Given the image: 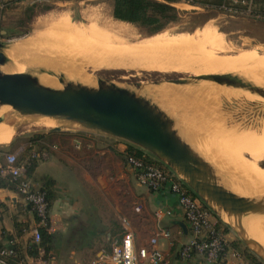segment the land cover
I'll return each mask as SVG.
<instances>
[{"label":"rangeland","instance_id":"1","mask_svg":"<svg viewBox=\"0 0 264 264\" xmlns=\"http://www.w3.org/2000/svg\"><path fill=\"white\" fill-rule=\"evenodd\" d=\"M0 5L2 6L0 43L2 53L8 60L6 64L0 66L1 72L28 73L36 77L44 86L46 85L44 82L47 81L57 83L58 76L88 86L95 85L96 79L109 80L158 104L176 121L175 127L179 129L180 135L214 167L230 169L231 164H227V161L248 160L247 154L250 153L259 156L252 170H264V103H256L247 98L248 95H255L264 102V98L261 97L264 96V23L261 20L230 15L210 7L179 3L175 5L178 11L177 19L166 23L159 32L151 34L146 28L116 20L112 15L113 0H0ZM62 21H69V24L66 23L64 27ZM107 25L128 30L132 36L120 37L118 40L131 45L155 35L165 41H173L179 36L181 39L185 37L188 45L175 47V50L189 51L197 56L207 55L215 63L195 65L189 70L187 66L182 67V70H174L168 67V62L164 58L156 60L149 55H143L142 52H134L133 56L130 53L133 58L127 57L132 61L135 59L133 62L140 61L132 64L133 62H129L125 56L126 53L128 54L126 50L124 55H120L124 52L122 50L117 54L118 52H115L118 51L117 49L108 52V56L111 52L119 55L116 57L117 60L114 54H111L114 55L113 57L107 56V58L105 55L102 56L104 58L100 57L102 52L105 53L104 51L97 53L99 54L97 56L92 50L98 49H90L93 44L92 46L87 44V47L89 45L90 47L84 51L80 45L83 42L87 43L85 40L80 41L82 42L78 46L80 52L75 50L77 45L74 47L73 44L77 43L78 31L81 32L82 27L95 26L104 30L105 26L107 29ZM205 25L210 29L205 28ZM75 28H78V31ZM68 30L71 32L68 33ZM214 32L220 34V46L202 44L203 40L205 43L208 36H212ZM63 33L68 34V39L62 37ZM204 33L210 35L205 36ZM29 43H32V47L34 43V48L38 46L40 49L32 48V51L22 53L20 56L15 52L26 48ZM88 54H96L97 57L91 55L92 58ZM120 56L124 57L120 59ZM99 57L102 58V62ZM180 58L177 60L179 61ZM25 60L35 63L32 65L35 68L30 71L20 70V63ZM119 61L126 67H122V64L120 67V64H117ZM219 61L223 62L219 63ZM131 64L138 67L132 66L135 67L132 68ZM157 66L161 67L158 69ZM228 74L240 78L250 88L258 90V93L251 94L247 88L241 91L215 82L212 84L209 81L187 88H180L182 85L167 81ZM161 85L175 89L160 88ZM188 88L190 93H187ZM179 89H184L183 94L173 93H178ZM150 90L151 92L153 90V93L159 90V93L150 96ZM165 91L172 93L165 94ZM209 118L210 121L218 120L209 122L210 127L206 122ZM0 119H2L0 131L2 124H9L12 127V140L9 144L0 146V152L7 150L6 146L11 148L9 153L26 148V141L34 135L47 136L46 144L56 147L52 158H62L60 159L62 166L71 176L66 180L70 191L75 194L83 207L92 208L101 229L106 228L104 234L100 236L101 245L106 251H112L127 231L134 234L136 249L140 248L139 242L153 227L154 221L151 218L153 211L150 209L148 190L136 183L125 169L123 157L119 155L124 142L99 133L81 130L74 123L69 124V121L67 123L63 119H60L66 123L63 126L55 130L44 129L34 122L42 121L45 117L22 116L8 106H0ZM216 122L218 123L215 125ZM222 172L241 179L239 175L224 170ZM180 180L184 182L183 178ZM211 219L212 221L217 219L227 226L228 240L235 239L237 248L243 252L247 250L232 230V224L225 225L217 216ZM105 234L111 235L110 242L106 240ZM250 234L248 235L250 238L254 237ZM249 254L253 255L251 252Z\"/></svg>","mask_w":264,"mask_h":264},{"label":"water","instance_id":"2","mask_svg":"<svg viewBox=\"0 0 264 264\" xmlns=\"http://www.w3.org/2000/svg\"><path fill=\"white\" fill-rule=\"evenodd\" d=\"M7 61L0 43V66ZM56 80L61 88L44 86L28 73L0 71V106H9L22 116L61 118L81 130L145 151L174 174L179 171L197 176L226 199L238 230V240L264 264V247L248 236L243 224L246 217L264 215V198L257 200L228 190L214 166L180 135L176 121L158 104L109 80L96 79L95 86L64 76ZM205 80L227 86H248L231 74L209 76ZM183 184L208 208L188 183Z\"/></svg>","mask_w":264,"mask_h":264},{"label":"crops","instance_id":"3","mask_svg":"<svg viewBox=\"0 0 264 264\" xmlns=\"http://www.w3.org/2000/svg\"><path fill=\"white\" fill-rule=\"evenodd\" d=\"M253 2L256 10L264 12V0H253ZM11 140L12 135L8 141L0 142V146L9 144ZM26 143V148L13 152L19 159H23L32 149H27L29 145L27 141ZM6 147L7 150L0 152V166L4 164V155L11 149L10 146ZM45 149H50V157L46 161L36 163L30 179L36 187H39L41 177L48 176L54 181L53 198L48 207L52 227L51 232L48 233L51 235L50 264H109L111 251H106L100 242V236L104 234L106 228L101 229L92 208L83 207L75 194L70 191L66 180L71 176L67 170H64L60 161L62 158H52L56 147L46 144ZM0 178L5 179V177ZM147 190L154 223L149 234L139 242L140 248L149 247V241L154 238L156 247L163 253V264H207L200 256H195L193 260L184 263L178 260V252L191 238V232L179 210L176 197L167 189L158 192ZM216 220L213 219V222L215 223ZM35 225V216L29 205L14 188L0 187V248L9 249L17 246L18 256H21L6 261L7 264H27L31 258H34L28 257L26 250L37 245L32 241L30 233ZM163 230L169 233L165 238L159 236ZM224 236L230 249H239L235 246V239L228 240L229 232ZM105 238L110 242L111 235L105 234ZM38 256H44L43 249H39ZM219 264H240V262L228 251Z\"/></svg>","mask_w":264,"mask_h":264},{"label":"built area","instance_id":"4","mask_svg":"<svg viewBox=\"0 0 264 264\" xmlns=\"http://www.w3.org/2000/svg\"><path fill=\"white\" fill-rule=\"evenodd\" d=\"M202 0H181L192 6H205L218 9L224 13L244 18H252L264 21V16L259 15L254 7L253 0H221V4L200 5ZM177 3V4H179ZM176 5V4H175ZM2 6L0 5V10ZM77 147V146H76ZM123 144L121 152L125 151ZM141 158L125 154L124 165L127 171L135 179L139 186L158 192L167 189L176 197L179 210L191 232V238L181 246L178 252V260L189 262L195 256L202 257L207 264H219L228 251L240 264H252L240 249H230L224 234L217 230L212 221V213L198 198L189 195L182 187L183 183L172 171L167 172L160 167V162L145 151L140 150ZM50 157V149L32 148L23 159H19L14 153L4 155V164L0 166V177L9 178L14 184V190L29 205L32 213L38 219L31 229L32 241L36 244L40 241L39 229L43 228L47 233L51 232L48 216L49 203L44 191L27 176L26 169L34 162L46 161ZM168 231L163 230L159 236L167 237ZM149 247L136 249L134 234L127 231L121 241L112 248L108 258L109 264H163L162 251L156 247V239L149 241ZM13 248H0V264H7V259L14 256ZM51 258L38 256L31 258L27 264H50Z\"/></svg>","mask_w":264,"mask_h":264},{"label":"bare ground","instance_id":"5","mask_svg":"<svg viewBox=\"0 0 264 264\" xmlns=\"http://www.w3.org/2000/svg\"><path fill=\"white\" fill-rule=\"evenodd\" d=\"M68 22L69 21L63 22L64 23V27H65L66 23H68ZM206 25L208 26L209 23H207ZM207 26L205 28L208 29L209 27H207ZM82 28L83 29H80L81 32L83 30L82 33L80 31H78V28L77 29L75 28V30H77L78 33H79V37H77L78 39L76 41H77V43H79L80 41H84L85 40L87 43L80 42L79 44H77V43L74 42L75 44H73V46L75 47V45H77L76 48H78V50L75 48V50L77 52H80L78 46L81 43L82 44L80 45V47H82L84 51L87 50L88 47H90V45L87 47V44H91V46L93 44V46L90 49H92V48L98 49L97 51L96 50H92L93 53L95 52L97 54L100 51H104L105 53H103V52L101 53L100 52L102 55L99 53L100 54V57H102L104 55H105V57H107L108 56V52L109 51H114V49H117L118 50V51H115L116 53L118 52L117 54H120L121 53V50H122V52L124 50H126L128 52V54H129L128 55L126 53L125 54L126 57L127 56L130 57L134 52H137V53L138 52H140V53L142 52L143 55H145V56L146 55H149V56L155 58L156 60H160V59L164 58V60H167V62H168V67L170 69H174V70H182L181 68L182 67H185V66H187V68L189 70L190 67L195 66V65H204V64L215 63V61H213L207 55L197 56V55H194L192 52H189V51H185V50H175V47H182V46H187L188 45L187 40H186L185 37H182V39H181V36H179L178 39H175L173 41H170V40L165 41L160 36H156L155 35V37L153 36V37H151L149 39L147 38L146 40L143 39V41L138 40L135 44L131 45V44H128V43H126V42H124L122 40L121 41L118 40V38L120 39V37L132 36L130 34V32L128 30H126V29H123V28L121 29V28H119L117 26H113V25L112 26L107 25V29H105L106 28V26H105L104 30L103 29L102 30L101 29H97L95 26H90V27L87 26V28L86 27H82ZM205 28L203 27V29H205ZM205 31H203V32H205ZM66 32H67V30H66ZM69 32H71V31L68 30V33ZM66 34L67 33H63L62 34V37L63 38L66 37L67 38L68 34L67 35ZM206 34L210 35L209 33H206ZM206 34L204 33L205 36H206ZM208 37H209L208 40H206L205 43H204V40H203V43L202 44H209V45L214 46V47L220 46V34L217 35V33L214 32L212 34V36H208ZM122 39H124V38H122ZM124 40L126 41V39H124ZM31 44L29 43L26 48L24 47V49L15 50V52L16 53H19V56H20L22 53L32 51V48L33 49H40V47H38V46L36 48H34V43H33V47L31 46ZM114 47H118L119 49L118 48H114ZM115 52L114 53H112V52L109 53V56L108 57H110L111 54L116 55ZM86 53H90V52H86ZM124 53H125V51L123 53H121L120 55H124ZM130 53H131V55H130ZM96 54H94V55L91 54V55H93L95 57L99 56V54H97V56H96ZM88 55H86V56L88 57ZM91 55H89V56L92 57ZM114 55H112L111 57H113ZM117 56H119V55L114 56L115 59H116ZM121 57H124V56H120L119 58L122 59ZM126 57L124 59L125 61L128 58V57L127 58ZM30 58L32 59V57H30ZM102 58H104V57H102ZM102 58H100V61H101ZM179 58H180V60L178 61L177 59H179ZM79 59H81V58H79ZM109 59H108V61H109ZM137 59H138V57H137ZM22 60H24V59H22ZM127 60H129V62L131 61V63L133 61H135V59L132 61L131 58L130 59L128 58ZM34 61L36 62V60H34ZM120 61L117 64H120V67H121V64L122 63H120ZM138 61H140V60H138ZM138 61H136V62H138ZM129 62L127 61L128 67L130 65V64H128ZM136 62H133L132 64H134V63L137 64ZM220 62H223V61H219V63ZM16 64H17V62H16ZM33 64H35V63H32L31 61H28V60L27 61L26 60L25 61H22V63H20V65H21L20 66V70L21 69H23V70L24 69L25 70L27 69V70L30 71V70H32V68H35L34 66H32ZM98 64L97 65L96 64H91V65L98 66ZM123 64H122V67H124V66L126 67V65L123 66ZM132 64H131V67L132 66H137V65H132ZM104 65H106V63ZM111 65H112V62H111ZM157 65H159V62H157ZM161 66H163L162 63H161ZM161 66H159V67H161ZM141 67H142V65H141ZM159 67H158V69H159ZM17 68H19V67H17ZM104 68H106V67L104 66ZM132 68H135V67H132ZM147 68H149V67H147ZM164 68H166V67L164 66ZM170 69H168V70H170ZM185 70H187V69H185ZM208 77L209 76H206V77L196 76V77H187V78H184V79L167 80V81H169L170 83L176 84V85H182V86H180V88L181 87H186L187 88V86L191 87L193 85H199L201 82H204V81L208 82V80H205ZM209 82H212V84H213V81H209ZM44 84H46L45 86L52 87V88H61V85L58 84V82L56 83V82L47 81V82H44ZM208 85H210V84H208ZM92 86H95V85H92ZM222 86H224V85H222ZM225 86H227V85H225ZM159 87L160 88L175 89V87H169V86H164V85H161ZM176 88H178V87H176ZM227 88L241 90V91H243L244 88H247V90L251 94H257L258 93V90H256V89H252L249 86L244 87V86L239 85V84H237V85H228ZM179 90H177V91H179ZM182 90L184 91V89H182ZM182 90H180L178 93L177 92H173V93L174 94H180V93L183 94V91ZM187 90H186L187 93H190V91H189L190 89L188 88ZM168 91H167V93L169 94L170 92H168ZM150 92H151V90H150ZM145 93H147V92H145ZM157 93H159V90H158ZM157 93H156V91H155V93H153V90H152V92L149 93V95L150 96L151 95H156ZM167 93L165 91V94H167ZM171 93H172V91H171ZM198 97H199V95H198ZM247 98L249 100H254L256 103H264L262 99L256 97L255 95H248ZM42 117H45V119L42 120V121H38V122H34L33 121V122L37 126H39L41 128H44V129H54L55 130L59 126H63L64 124H66V123H64V122H62L60 120L61 118L46 117V116H42ZM210 120L211 119L209 118V121H206V122H208V124L206 123L207 126L208 125L209 126L211 125V124H209V122L210 123L212 121L215 122V120L217 121L218 119H215V120L212 119V121H210ZM218 122H216L214 124L216 125ZM67 123H69V122H67ZM69 124H72V122H70ZM247 125L249 126V124H247ZM1 127L2 128H1V131H0V142H6V141H8L10 139V137L12 135V127L9 124H6V125L5 124H2ZM212 128H213V123H212ZM215 128H216V126L214 127V130L213 131H215ZM218 137H220V136H218ZM247 155H248V160L245 159L244 161L239 160V161H236V162L231 161V160L227 161L228 162L227 164H231L230 165L231 166L230 169H228L226 167H223V168H216V167H214V168L217 170V173L220 175L222 184L228 190H230L233 193H235L237 195H240V196H244V197H248V198L251 197L253 199L259 200V199L264 198V170H254V169L252 170V166L254 165L256 159L259 158V156H255V155H252L250 153H248ZM224 162H226V161H224ZM223 170L226 171V172H229V173H231L233 175H239V177L241 179L230 177L229 174L223 173L222 172ZM175 175L179 179L180 178H183L184 182L188 183L189 186L193 189V191L204 201V203L208 207V209L213 214L216 213L215 215H217L218 218L225 225L231 226V224H232L231 228H232V230L235 232V234L237 236L238 230H237L236 225L234 223V220H233V218H232V216L230 214L229 205H228L226 199L223 196H221V194L219 192H217L214 189L210 188L204 181L200 180L197 176L193 177L190 174H183V172H179V171H176L175 172ZM243 224H244V227L246 229L247 234L249 235L251 233L252 235H254V237L252 236V238L254 239L256 237L257 240L256 239L255 240L264 247V215H259V216L256 215L255 217H253V216L246 217L243 220Z\"/></svg>","mask_w":264,"mask_h":264},{"label":"trees","instance_id":"6","mask_svg":"<svg viewBox=\"0 0 264 264\" xmlns=\"http://www.w3.org/2000/svg\"><path fill=\"white\" fill-rule=\"evenodd\" d=\"M180 1L181 0H113L112 15L116 20L146 28L149 32H151V34H155L162 30L166 23L172 22L177 19L178 11L175 7V4L179 3ZM197 3H199L200 5L208 4L218 6L221 4V0H202ZM258 14L264 16V12L262 11L258 12ZM46 139L47 136L45 135L32 136L27 140L29 145L27 149H30L33 146H36L39 149H44V144L47 142ZM125 154L138 158L142 157L140 150L130 145H126L125 151L119 152V155L123 157V160ZM36 163L34 162L26 169V174L31 179ZM159 165L161 168L169 172L168 168L163 164L160 163ZM181 185L189 195L197 198L188 189L187 186H185L183 183H181ZM0 187L14 188V184L10 181L9 178H0ZM53 187L54 181L50 177L44 176L40 178V185L38 188L39 190L45 192L48 203H50L53 198ZM212 217H214L213 214ZM35 220H38L36 216ZM214 224L217 230H220L223 234L229 232L228 227L221 224L218 220H216ZM39 233V243L36 246H31L26 250V255L28 257H37L39 254V249H43L45 257H48L49 253L51 252V235L48 234L43 228L39 229ZM235 243L236 246L237 242ZM13 250L15 253L14 256L8 258L7 261L11 259H18L19 257H21L18 256L19 250L17 246H14ZM244 253H246V255L248 256L247 258L251 261L252 264H263L255 256L249 254L247 250H245Z\"/></svg>","mask_w":264,"mask_h":264}]
</instances>
